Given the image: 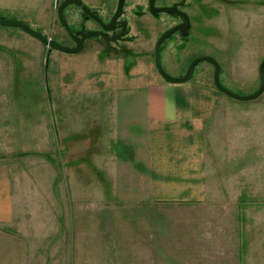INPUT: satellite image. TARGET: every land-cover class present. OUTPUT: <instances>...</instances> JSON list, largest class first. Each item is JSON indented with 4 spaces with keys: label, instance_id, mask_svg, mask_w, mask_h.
<instances>
[{
    "label": "rangeland",
    "instance_id": "obj_1",
    "mask_svg": "<svg viewBox=\"0 0 264 264\" xmlns=\"http://www.w3.org/2000/svg\"><path fill=\"white\" fill-rule=\"evenodd\" d=\"M63 1L44 29L49 30L47 37L74 47L75 42L67 38L58 20V7ZM102 1L97 8L88 7L107 21L118 0ZM180 1L156 0L155 4L167 7ZM148 2H125L121 20L128 23L130 36L137 37L132 48L125 40L107 42L98 36L91 37L85 47L94 43L110 57L123 50L139 54L149 49L153 53L163 31L178 17L165 12L154 15ZM183 8L191 23L189 35L187 31H176L160 49L161 64L169 75L179 78L174 74L178 68L188 67L199 56L211 55L221 65L223 86L238 95L256 92L261 85L259 69L264 59L261 0H187ZM18 13L0 8V17L4 19H12L7 15ZM64 16L74 33L81 29V7L68 5ZM208 21L212 25L207 26ZM86 26L89 31L97 27L93 20L87 21ZM197 32L205 33L209 41L200 40ZM49 50L22 29L0 25V157L19 163L21 182L28 179L20 190L21 210L26 214L21 220L25 221L23 226L35 232L36 242L54 244L51 250L35 251L36 264H42L45 255H51L49 264H72L73 251L68 253V245L60 242L59 234L61 230L66 241L73 242L72 229H76V218L81 214L84 225L91 228L93 224L98 231V245L94 247L99 249L84 250L80 264H264V93L255 100L244 101L217 90L215 108L205 131L210 163L206 201H162L146 203L144 208L130 202L114 203L113 196H109L106 168L101 171L99 186H76L81 176L90 175L86 169H78L75 161L89 155L67 158L66 153L60 152L66 131L71 132L69 137L82 135L90 122L94 126L84 132L83 140L89 139L85 134L92 135L94 131V149L104 152L100 154L101 162L111 158L106 154L113 149L110 146H129L122 136L118 144L115 134H110L113 125L103 102L111 97V92L88 95L81 74L75 76L74 72L57 69V63L65 62L71 55ZM205 79L214 84V66L201 61L191 80L204 83ZM84 99L93 101L89 104ZM86 147L88 140L84 150L88 154L92 148ZM129 157L120 153L119 160L127 161ZM89 159L84 161L91 163L92 157ZM46 161H51L57 170H45ZM64 164H71L67 172L59 169ZM137 209L142 210L135 220ZM143 214L147 218H141ZM123 219L126 228L119 241L110 229L117 226V221L123 224ZM47 232L52 233L51 239L44 241L50 236ZM60 244L65 247L62 256Z\"/></svg>",
    "mask_w": 264,
    "mask_h": 264
},
{
    "label": "crops",
    "instance_id": "obj_2",
    "mask_svg": "<svg viewBox=\"0 0 264 264\" xmlns=\"http://www.w3.org/2000/svg\"><path fill=\"white\" fill-rule=\"evenodd\" d=\"M60 1L0 0V8L3 11H18L17 15H7L8 18L24 20L49 36V30L44 27L52 20ZM83 1L92 8H97L103 2ZM261 2L264 5V1ZM206 25H212L211 21L206 22ZM193 28H197V24ZM132 36L135 39L126 42L129 48L136 42L137 37ZM197 36L202 41H209V36L205 33L197 32ZM116 50L118 52L120 49ZM123 51L125 52L110 57L109 54L101 52L94 43H88L80 53L68 54L71 58L57 63V69L60 71L74 72L75 76L81 74L83 89L88 95L95 96L99 92H106L105 90L111 92V97L103 102L113 125L110 134L113 137L115 134L118 144L122 136L129 145L110 146L113 149L106 154L111 158L101 162L103 160L100 154L104 152H100L99 148L94 149L91 140L94 131L92 135L85 134L89 139L86 137L83 140L84 132L93 128V122L87 123L82 135L73 134L69 137L71 132L66 131L60 152L66 153L67 158L86 155H89L87 159L92 157L91 163L84 161L87 159L83 157L76 159L77 168L86 169L90 175V181L87 176H81L76 186L82 187L89 183L99 186L101 171L106 168L109 196H113L114 203L130 202L140 204L144 208L146 203L161 204L162 201L181 204L206 201L210 163L205 150V131L207 120L215 108L218 89L210 79H205L204 83H195L193 80L182 83L167 81L157 70L154 52L149 49L139 54L131 50ZM174 74L181 76L183 70H177ZM83 101L91 104L93 100ZM96 106L98 107L97 104ZM96 115L100 116V113ZM86 140L92 148L88 154L84 153ZM89 147L86 149L89 150ZM45 151L46 154H51V151ZM120 153L130 155L129 159L120 162ZM70 165L64 164L59 169L67 172ZM20 167L19 163H12L0 157V264H36L38 258L35 259V251L51 250L54 246L51 242H36L35 232L30 227H25V221L21 222L26 218V214L21 210L20 190L28 179L21 182ZM55 168L51 161L45 162V170L55 171ZM142 209L135 210L134 214L131 208L130 212L135 215V220L137 213ZM144 211L147 212L146 209ZM142 217L147 218V215L143 214ZM91 218L93 220L94 216L91 215ZM76 219V229H72L73 242H67L66 235L61 230L59 234L60 242L68 245V253L73 251L72 264H80L84 250L99 249L94 247L98 245L99 236L94 225L92 224L91 228H88L87 223L84 225L82 214ZM96 219L98 224V218ZM122 221L123 224L117 221V226L110 229L113 230V237L119 241H122V233L126 228L125 220ZM46 234L50 236L43 238L44 241L51 239L52 233ZM144 242L145 240L141 245ZM69 244H72L70 248ZM139 249L143 248L140 246ZM60 251L62 256L65 252L62 244ZM44 257L41 259L42 264H49L51 255L49 258L48 255Z\"/></svg>",
    "mask_w": 264,
    "mask_h": 264
},
{
    "label": "water",
    "instance_id": "obj_3",
    "mask_svg": "<svg viewBox=\"0 0 264 264\" xmlns=\"http://www.w3.org/2000/svg\"><path fill=\"white\" fill-rule=\"evenodd\" d=\"M125 1L126 0H119L118 1V7L116 10V13L114 14L112 20L106 24L101 20V18H99L96 15L95 12H93L84 3L83 0H64L58 7V12H57L58 20L61 23V25L65 28V30L68 32V34L75 40L76 46H74V47H66V46L62 45L61 43H59L58 41L45 36L44 34L36 31L35 29L30 27L29 25H27L23 21H20L17 19H4V18L0 17V25L5 26V27H18V28L24 30L25 32H27L28 34H30L31 36L38 39L42 44H44L46 47L50 48V50H58V51L65 52L67 54H77L83 50L85 41L88 37L102 36L106 40L111 42V41H116V40L122 39L124 37V35H126L128 33L127 22L120 23L123 26V30L119 34H117V35L115 34V35L110 37L105 33L106 31H115L116 30V25L118 23V20L120 19V17L123 14ZM155 2H156V0H149V9H150V12L152 14L157 15L159 13L165 12V13H170V14L181 15L184 18V22L182 24L177 25V26L170 28L167 31H165L160 36V38L156 44L155 62H156L158 72L163 76V78H165L167 81H170L173 83H182V82L189 81L194 74V70H195V67L197 66V64L201 61H208V62L212 63L214 66V84H215L216 88L218 90L222 91L223 93L229 95L230 97H232L234 99H238V100L250 101V100H255V99L259 98L264 93V59L261 62L260 69H259L260 78H261V85L256 92L249 94V95L235 94L234 92L230 91L225 86H223V84L221 83V80H220L221 65L217 61V59L214 58L213 56L202 55V56L195 58L192 61V63L190 64L186 74L182 77L175 78V77H172L171 75H169L164 70V68L161 64V59H160L161 45L165 41V39L168 38L172 33L176 32L177 30H187L189 28V16L185 12H183L179 9L180 6H183L185 4V0H183L182 2H179V3H175L172 6H167V7H157ZM70 4H76L79 7H81L85 19H87L88 17L95 19L101 25L103 30L87 31L86 32L85 25H83V29L80 32L81 38H79L77 35H75V33L73 32V30L69 26V24H68V22L64 16V10Z\"/></svg>",
    "mask_w": 264,
    "mask_h": 264
},
{
    "label": "flooded vegetation",
    "instance_id": "obj_4",
    "mask_svg": "<svg viewBox=\"0 0 264 264\" xmlns=\"http://www.w3.org/2000/svg\"><path fill=\"white\" fill-rule=\"evenodd\" d=\"M119 1V0H118ZM183 1V0H182ZM182 1H180V2H182ZM186 1L187 0H185V4H186ZM126 2V1H125ZM176 3H179V2H176ZM86 4V3H85ZM184 4V5H185ZM87 5V4H86ZM183 5V6H184ZM88 6V5H87ZM183 6H180L179 7V9L181 10V11H183V12H185L186 14H187V12H186V10L183 8ZM117 7H118V4H117ZM124 7H125V4H124ZM148 7H149V2H148ZM91 9V8H90ZM92 10V9H91ZM116 10H117V8H116ZM116 10H115V12H112L111 14H109V18H108V20L107 21H104L101 17H100V15L97 13V11H94V10H92L93 12H95L96 13V15L99 17V18H101V20L104 22V23H109L111 20H112V18H113V16H114V14L116 13ZM150 10V9H149ZM123 12H124V9H123ZM173 15V14H172ZM175 15H177V14H175ZM188 15V14H187ZM189 16V15H188ZM176 17H178V19H177V21L172 25V26H170L168 29H170V28H173V27H175V26H177V25H180V24H182L183 22H184V18L181 16V15H177ZM83 23H82V27H81V29L80 30H77L76 31V33H75V35H77L79 38H81V30L83 29V25H85V30H86V32L87 31H89L88 29H87V26H86V22L87 21H89V20H93L95 23H96V25H97V27H96V29L95 30H92V31H99V30H103V28L101 27V25L95 20V19H93V18H91V17H88L87 19H85V17H84V14H83ZM122 22H125V21H122L121 20V17H120V19L118 20V23H117V25H116V30L115 31H106L105 33L108 35V36H113V35H117V34H119L122 30H123V26L120 24V23H122ZM168 29H165L163 32H165V31H167ZM190 29H191V23H190V20H189V28L187 29V30H177V31H187V34L189 35V31H190ZM127 30H128V33L126 34V35H124V37L121 39L122 41H129L130 39H135V38H133L134 36H130V30H129V26H128V23H127ZM175 33V32H174ZM66 34H67V38L68 39H71V40H73L74 42H75V40L68 34V32L66 31ZM161 34V33H160ZM173 34V33H172ZM160 36V35H159ZM171 36V35H170ZM98 37H101L102 39H104V40H106L104 37H102V36H98ZM188 37V36H187ZM160 38V37H159ZM89 39H91V37H88L87 39H86V41H85V44H84V47H85V45H86V43H87V41H89ZM167 39V38H166ZM159 40V39H158ZM107 42H109L108 40H106ZM158 42V41H157ZM75 45H76V42L74 43ZM157 44V43H156ZM75 45H72V46H75ZM155 48H156V46H155ZM84 49V48H83ZM154 54H155V51H154ZM209 56H211V55H209ZM160 59H161V56H160ZM156 63V62H155ZM192 63V62H191ZM190 63V64H191ZM189 66L190 65H188V67L186 66L184 69H180V68H178V70H183V74L180 76V77H182V76H184L185 74H186V72H187V70H188V68H189ZM157 67V66H156ZM164 68V67H163ZM196 68V67H195ZM158 70V69H157ZM165 70V69H164ZM166 71V70H165ZM167 72V71H166ZM168 73V72H167ZM169 74V73H168ZM176 76V75H175ZM191 80V79H190Z\"/></svg>",
    "mask_w": 264,
    "mask_h": 264
}]
</instances>
